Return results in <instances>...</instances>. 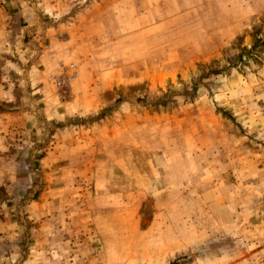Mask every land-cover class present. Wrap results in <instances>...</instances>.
Masks as SVG:
<instances>
[{
    "label": "rangeland",
    "instance_id": "1",
    "mask_svg": "<svg viewBox=\"0 0 264 264\" xmlns=\"http://www.w3.org/2000/svg\"><path fill=\"white\" fill-rule=\"evenodd\" d=\"M2 1L0 257L56 220L70 264H264L259 0Z\"/></svg>",
    "mask_w": 264,
    "mask_h": 264
},
{
    "label": "crops",
    "instance_id": "2",
    "mask_svg": "<svg viewBox=\"0 0 264 264\" xmlns=\"http://www.w3.org/2000/svg\"><path fill=\"white\" fill-rule=\"evenodd\" d=\"M25 1L26 0H3L2 4L5 5L9 3H18L21 6ZM259 3L263 5L262 9H264V0H259ZM21 10L22 11L17 12V14H19L18 16L27 18L25 15L27 11L24 9ZM261 15L262 14H259V16ZM245 18L246 15L240 19L245 20ZM2 118L7 120L11 119L14 126H21V117L18 115V113H4L1 116V119ZM65 140L66 139L63 138L62 140H54L47 146L48 149L46 154L50 156L51 161L49 168L51 169L50 173L52 175L51 181L53 180V183H51L52 187H49L51 194L48 193L51 196V199H56L60 195L58 191L62 190L57 186V184L59 185L61 183V179H63L61 176L64 174V171L61 170L63 168L61 164H67L69 160L73 158L72 155L77 153V151L72 153L70 148L81 149V147H79L77 144L76 146H73L74 144L66 145ZM65 152H68L69 155H64ZM43 223L47 224L46 234L43 231L34 235V237L30 240L31 243L27 249L28 251L24 250V248H21L22 245H20V242L22 241H19L20 238L18 237V233H16V237L13 238V242L15 244L14 248L7 250V254L5 253V255H1L0 264H38L37 258L42 260L41 264H70L71 260L75 261L76 258L74 253L76 254L77 250H72L71 244H79L77 242L73 243L72 238L66 234L65 226L67 224L68 227L70 223L56 220H49L46 222L44 221ZM26 252L29 253V255L25 256ZM82 256H86L84 252H82ZM77 259H79L78 256Z\"/></svg>",
    "mask_w": 264,
    "mask_h": 264
},
{
    "label": "built area",
    "instance_id": "3",
    "mask_svg": "<svg viewBox=\"0 0 264 264\" xmlns=\"http://www.w3.org/2000/svg\"><path fill=\"white\" fill-rule=\"evenodd\" d=\"M71 68H73V66ZM75 75L76 72L73 71V69L72 71H69L68 69L65 68L61 69L59 75H57V77H55L54 79L55 87L59 91L62 90L65 87V85L69 83V80L73 78Z\"/></svg>",
    "mask_w": 264,
    "mask_h": 264
}]
</instances>
